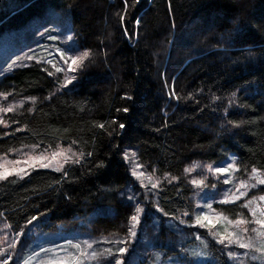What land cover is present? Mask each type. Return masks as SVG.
Masks as SVG:
<instances>
[{"label": "trees", "instance_id": "1", "mask_svg": "<svg viewBox=\"0 0 264 264\" xmlns=\"http://www.w3.org/2000/svg\"><path fill=\"white\" fill-rule=\"evenodd\" d=\"M50 13L66 17L70 50L88 55L64 87L33 60L0 76L6 102H19L2 114L0 156L60 145L79 158L0 180L13 229L126 235L127 149L163 179L156 205L170 217L191 211L193 177L219 183L195 164L230 154L242 173L264 172V0H0V37Z\"/></svg>", "mask_w": 264, "mask_h": 264}, {"label": "rangeland", "instance_id": "2", "mask_svg": "<svg viewBox=\"0 0 264 264\" xmlns=\"http://www.w3.org/2000/svg\"><path fill=\"white\" fill-rule=\"evenodd\" d=\"M70 41L64 15L50 13L34 19L22 30L0 37V76L33 60L49 73L61 75L60 86H68L80 57L86 53L70 50ZM73 60L77 63L73 64ZM17 104L6 102V96L0 93V122L2 114ZM78 158L72 147L22 146L0 156V175L9 172L22 177L37 168L61 171ZM124 159L132 183L125 187L122 198L133 203L132 217H137L136 222L131 217L126 235L44 230L34 221L13 229L0 218V264H116L117 260L122 264H205L210 255L215 258L211 264H220V260L225 264H264V236L260 235L264 228L255 223L264 219L261 215L264 201L259 199L264 194H250L260 185L253 169L242 173L236 158L230 154L213 164H195L189 170H201L219 183L208 185L203 177H193L191 211L170 217L156 205V190L163 179L144 171L132 149L125 151ZM217 169H227L228 174ZM256 172L264 179V172ZM241 184L247 187L241 188ZM226 204L234 206L233 213L225 211ZM198 216L204 226L197 223ZM241 243L250 247L242 248ZM153 244L170 245L172 255Z\"/></svg>", "mask_w": 264, "mask_h": 264}, {"label": "snow or ice", "instance_id": "3", "mask_svg": "<svg viewBox=\"0 0 264 264\" xmlns=\"http://www.w3.org/2000/svg\"><path fill=\"white\" fill-rule=\"evenodd\" d=\"M87 55H88V54L85 53L84 56L80 57V61H82L84 58H86ZM72 63H73V64H76L77 61H76V60H73ZM59 70H60V69H57V71H59ZM7 111H11V109H8ZM101 127H103V125H101ZM121 127H123V126H121ZM55 155H60V153H56ZM16 163H19V161H17ZM44 166H47V165H44ZM210 170H211V169H210ZM217 171H219V172H221L222 174H225V175L228 174V170H227V169H217ZM253 172L255 173L254 178L257 179V182H258L259 184L264 185V179H260V178H259V173H257L255 169H253ZM134 174H135V173H134ZM8 175H11V173H9V172H5L3 175H0V179H6ZM149 179H150V178H149ZM225 182H228V181H225ZM153 187H155V185H153ZM240 187H241V188H245V187H247V185H245V184H241ZM239 198H240V197H236V199H239ZM259 199H260L261 201H264V196L260 197ZM225 202H228V201H225ZM248 203L251 204V203H253V202H252V201H249ZM247 206H248V205H245V207H247ZM253 215H256V213H255L254 210H253ZM261 215L264 216V210H262ZM205 219H207V217H205ZM132 220H133V222H136V221H137V217H136V216H133V217H132ZM197 223L200 224L201 226H204V225L201 223V217H199V216L197 217ZM236 223H237V224H240V223H244V221H237ZM255 223L259 224L262 228H264V219H257V220L255 221ZM133 226H135V224H134ZM260 235L264 236V233H260ZM223 242H224V241L222 240L221 243H223ZM75 247L79 248L80 246H79V245H76ZM88 247L90 248L91 245L89 244ZM240 247H242V248H244V247H250V245H246V244L241 243V244H240ZM123 251H124V250L122 249V250H121V254L123 253ZM116 264H122V262L119 261V260H117V261H116Z\"/></svg>", "mask_w": 264, "mask_h": 264}]
</instances>
